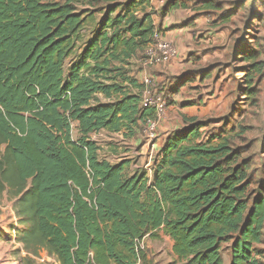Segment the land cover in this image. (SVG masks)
Returning <instances> with one entry per match:
<instances>
[{
	"label": "trees",
	"instance_id": "1",
	"mask_svg": "<svg viewBox=\"0 0 264 264\" xmlns=\"http://www.w3.org/2000/svg\"><path fill=\"white\" fill-rule=\"evenodd\" d=\"M217 1L205 7L222 11ZM146 2L0 0V201L7 196L20 218L17 241L59 264H142L141 242L164 228L185 264H225V251L230 264H264V194L251 192V161L235 136L205 141L207 122L184 117L152 181L126 161L102 160L92 140L156 119L130 76L156 35L153 14H136ZM247 47L234 49L263 74L260 53ZM247 92L258 100L259 84Z\"/></svg>",
	"mask_w": 264,
	"mask_h": 264
},
{
	"label": "rangeland",
	"instance_id": "2",
	"mask_svg": "<svg viewBox=\"0 0 264 264\" xmlns=\"http://www.w3.org/2000/svg\"><path fill=\"white\" fill-rule=\"evenodd\" d=\"M223 1L225 6L222 11L206 8L204 0H183V8L174 9L172 13L166 9L162 15L156 12L154 16L159 32L154 45L159 46L161 40L171 43L177 49V55L168 63L159 65L138 63L131 69V75L138 79L139 83L145 87L144 89H146L145 80L149 79L148 91L163 94L165 98H169L166 112L156 114L158 128L157 137L153 142L162 138L163 133L168 132L165 128L170 132L181 129L184 126L183 115L207 122L208 125L202 129L203 139L207 141L218 134L228 138L231 135L235 136L232 138L235 149L239 148L242 159L251 161L250 175L253 181L251 192L257 194L262 191L264 194V104L262 98L252 101L247 94L249 87L257 88L258 84L261 93L263 92L264 72L261 75L252 73L251 65L255 61L246 60L234 49L239 42L245 47L248 46L247 48L257 50L260 53L258 61L264 64V0H248L241 9L235 5L237 0ZM166 13L170 14L166 15ZM224 14L227 15L223 19L221 16ZM102 16L99 14L98 19ZM166 18L180 25L167 28L168 25H163ZM95 27V24H91L88 30L93 31ZM218 34L224 37L215 39ZM79 52L77 49L76 53ZM174 63L179 66L177 73L171 72ZM66 65L69 66V63ZM68 71L69 68L66 67V72ZM190 72L193 73L195 82H200L203 72L206 78L202 76V87L199 92L192 93V98L196 100L193 102L195 106L187 113L182 109V102H172V96L176 93L172 89H180L181 96L185 97L184 93L189 92L182 91L181 88L186 87L184 83L187 79L189 80ZM250 78L255 79L252 85L246 83ZM215 83L220 85L217 97L213 99L216 102H209L207 97L215 93L213 89ZM188 90L193 91L191 88ZM220 94L224 97L221 100H219ZM200 95L206 102L199 104ZM101 99L103 102L108 101L105 98ZM177 124L180 126L177 127ZM159 127L164 128V131H160L158 135ZM223 130H228L230 135L223 134ZM138 132L136 136L140 138L139 140L151 141L147 138L145 126L138 129ZM73 137L74 139L79 137L76 131ZM95 139L101 148L102 160H108L113 164L121 160L132 162V164L140 163L138 147L134 146L133 140L127 139L126 136L112 135L103 131L95 135ZM214 142L217 141L214 140ZM128 171L132 173L131 169ZM22 229L23 226L14 211L13 202L5 196L0 201V233L2 234L0 264H59L46 251H42L39 257L28 256L17 241L18 230ZM260 248L264 250V244ZM224 255L229 254L225 251ZM29 259L31 261H28Z\"/></svg>",
	"mask_w": 264,
	"mask_h": 264
},
{
	"label": "crops",
	"instance_id": "3",
	"mask_svg": "<svg viewBox=\"0 0 264 264\" xmlns=\"http://www.w3.org/2000/svg\"><path fill=\"white\" fill-rule=\"evenodd\" d=\"M243 1L244 0H237L235 5L239 6L241 4V2H243ZM175 2L177 3V5L173 6L171 3V0H167L164 3L161 0H147V2L143 6H140L137 9L138 11L136 14L141 17L144 14H149V13L153 12L152 19H153V23H154L156 33H157L159 31L157 30V21H156L154 15L156 14V12L158 14L162 15V13H164L165 9L167 11H171L170 13H172L174 11V9L183 8L182 7L183 0H176ZM222 2H224V1L222 0ZM222 6L224 7L225 4L222 3ZM170 13H166V15L170 14ZM197 21L198 20H196V22ZM202 23H204V22H202ZM178 24L180 25V23H173V21L168 20L167 18L164 19V23H163V25H168V26H166L167 28L174 27ZM87 29L83 31V39H84L83 43H86V39H88V40H90V38L92 39V36H93L94 31H89ZM221 37H224V35L218 34L217 37H215V39H220ZM82 48H84V46L80 45V47H78L77 49H79V51L81 52ZM177 60L181 61V59H177ZM69 62H70V60L67 61V63H69ZM138 63L139 62L136 61V59L133 60L132 66L130 67V70L132 68H134L136 65H138ZM178 69H179L178 64L174 63V66L171 67V72L177 73ZM131 72H132V70H131ZM130 76H132L131 73H130ZM202 76L205 77V72L201 73L200 82H195V78L193 76V73L190 72V74L188 76L189 80L187 79L186 83H184V85L186 87L181 88L182 91L184 90V91L189 92L187 94L184 93L185 97L181 96V94H180L181 92H179L180 89H178V88L172 89V91H174V92L176 91V93L172 96V102H182L181 106H182L183 111L187 112V111H191L194 109L195 103H193V102H195L196 100L192 98L193 97L192 93L193 92H199L200 87H202V85H201L202 84V82H201ZM136 80L138 81V79H136ZM185 88H187V89L185 90ZM189 88L193 89V91H189L188 90ZM213 89H215V93L212 96L207 97V101H209V102H216L213 99H215L217 97L218 91L220 89V85L218 83H215L213 85ZM133 92L137 93V90H133ZM201 96L202 95H200L198 97L199 104H201V102H206V100H204L203 97L201 98ZM99 97H100V99L104 98L102 95H100ZM223 98L224 97L222 96V94H220L219 100H221ZM260 99L262 101L264 100V88H263V92L261 93V96L259 97V100ZM184 117L191 118V117H189V115L188 116H184V115L182 116V121L184 122V126L181 129H179L175 132H170L167 128H165L168 132L163 133L164 136L162 138L154 141V142L153 141L144 142L143 139L139 140L140 138H138L136 136L137 134H139L138 130L135 131L133 134H131L129 131H125V130L120 132V133H110V132H107V133L112 134V135L119 134L122 136H126V138L129 140H133L132 143L134 146L138 147L137 150L140 151V153L138 155L141 158L139 160L140 163H138V164H134V163L132 164V162H128L129 163V169H131V171H132L131 174H135L137 172L144 173L147 175L148 179L150 181H152L154 179L155 174H156V169H157L159 160L161 158L162 149H163L165 143L167 142L168 139L173 137L174 134L179 133L182 129H184L186 127ZM178 126H180V124H177V127ZM160 131H164V128L159 127L158 135H159ZM129 133L131 135H129ZM136 138H138V140ZM97 144H98V142H97ZM139 147H141V148H139ZM100 151H101V148H100ZM100 151H99V153H100ZM123 161H126V160H121V162H123ZM121 162H119V163H121ZM116 164H118V163H116ZM174 246H175V241L173 240V238L171 236H169L166 233L164 228H161L160 230H157V231L153 232L152 234L147 235L143 239V241L141 242V247L145 251V259H144V262L142 264H185V261L180 260L175 255ZM224 261H225V264H230L229 255H224Z\"/></svg>",
	"mask_w": 264,
	"mask_h": 264
},
{
	"label": "built area",
	"instance_id": "4",
	"mask_svg": "<svg viewBox=\"0 0 264 264\" xmlns=\"http://www.w3.org/2000/svg\"><path fill=\"white\" fill-rule=\"evenodd\" d=\"M163 3L167 0H161ZM158 37L156 33L154 42L148 47L147 51L145 52L144 58L140 60V63L145 65H159L162 63H168L171 59L176 57L177 49L171 44L167 43L164 40H161V44L155 47V41ZM150 80H145L146 89L143 92V99H142V106L144 109L152 110L155 114L159 115L166 112L168 108L167 102L169 98H165L163 94H156L153 92L148 91L147 85L149 84ZM264 104V100H263ZM157 121L156 119L147 117L145 122L147 138L153 141L157 137ZM72 129H75V125H72ZM96 133L93 134L92 140L95 139ZM89 173V171H88Z\"/></svg>",
	"mask_w": 264,
	"mask_h": 264
}]
</instances>
